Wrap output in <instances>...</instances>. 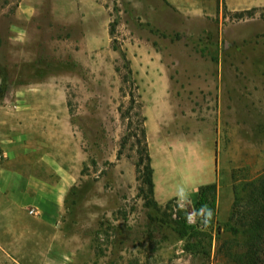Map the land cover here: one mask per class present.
I'll return each instance as SVG.
<instances>
[{"label":"rangeland","instance_id":"obj_1","mask_svg":"<svg viewBox=\"0 0 264 264\" xmlns=\"http://www.w3.org/2000/svg\"><path fill=\"white\" fill-rule=\"evenodd\" d=\"M24 1L36 5L34 16L22 11ZM100 1L109 23L115 21L114 33L89 56L79 52L78 31L62 37L66 30L52 22L50 0H0V108L15 102L11 90L21 81H55L64 91L81 147L67 206L83 221L82 247L90 254L83 264H234L216 255V230L225 228L234 192L240 196L242 184L264 172V126L250 130L264 115V0ZM114 45L130 60L136 89L122 83L125 69ZM150 87L166 91L160 108L153 98L146 101L158 181L165 169L155 132L161 110L165 147L176 165L172 182L171 174L165 177L178 195H153L156 206L138 191L139 148L131 136L138 113L145 114L139 95ZM212 136L219 190L214 219L202 229L198 217L187 219L200 209L197 194L182 204L180 191L201 180L185 167L192 145ZM177 145L181 151L173 156ZM176 221L194 227L189 239L178 236ZM188 240L198 242L199 253L184 250Z\"/></svg>","mask_w":264,"mask_h":264},{"label":"crops","instance_id":"obj_2","mask_svg":"<svg viewBox=\"0 0 264 264\" xmlns=\"http://www.w3.org/2000/svg\"><path fill=\"white\" fill-rule=\"evenodd\" d=\"M32 7L25 1L21 5L22 11L26 14L32 11L34 16L36 5ZM49 11L52 22L66 30L62 37L70 30L79 32V52L91 56L109 44V19L102 1L50 0ZM30 83H16L11 90L18 96L15 102L0 108V264H83L84 255H90L87 245L82 247L83 221L81 214L70 211L67 206V195L79 175L80 143L76 141L64 91L59 93L55 81ZM163 93L166 91L150 87L143 89L139 98L145 100L154 195L167 200L178 196L168 187L176 165L169 159V147H165L164 114L160 110L155 132L165 156V169L158 181L146 103L153 98L160 108V101L165 99ZM258 123L264 126V115L252 121L250 130L257 132ZM259 143L264 148V130ZM218 149L214 136L202 145L198 142L192 145V161L188 158L190 162L185 167L192 177H201V180L189 184L190 196L197 194L198 187L204 184L216 183L219 190ZM179 151L178 145L175 146L173 156ZM183 158L181 155L180 159ZM167 174H171L168 183ZM29 208L36 209V214H30ZM87 264L100 263L87 261Z\"/></svg>","mask_w":264,"mask_h":264},{"label":"trees","instance_id":"obj_3","mask_svg":"<svg viewBox=\"0 0 264 264\" xmlns=\"http://www.w3.org/2000/svg\"><path fill=\"white\" fill-rule=\"evenodd\" d=\"M115 21L109 23V35L114 33ZM114 50H118L120 58L123 62L125 73L122 75V83L129 82L134 89L135 79L133 78L130 60L126 57L125 52L120 47L113 46ZM115 70L119 72L120 68L115 66ZM130 101L134 104V93L130 91ZM138 103V102H137ZM139 107V104H134ZM137 132L131 136L135 139L138 146L137 159L135 162L136 181L139 183L138 191L146 193V199L154 201V182L153 167L151 165V157L148 150V142L146 136L144 115H140ZM127 139V137H126ZM216 183L204 184L197 189V209L202 205H207L212 212L214 211L216 201ZM211 220V223L214 219ZM176 232L180 238L191 237L192 225H187L184 221L175 222ZM210 223V224H211ZM195 234V233H192ZM216 255L221 256L225 260L234 264H264V172L254 180L245 182L241 186V195L233 196L229 217L225 223V228L218 226L216 230ZM197 241L189 240L184 245V250L192 255L199 253L197 250ZM208 257V254H206Z\"/></svg>","mask_w":264,"mask_h":264},{"label":"clouds","instance_id":"obj_4","mask_svg":"<svg viewBox=\"0 0 264 264\" xmlns=\"http://www.w3.org/2000/svg\"><path fill=\"white\" fill-rule=\"evenodd\" d=\"M189 193L184 192L183 189L180 191V200L182 204H186L188 202ZM199 218V223L202 229H206L213 218V212L207 205H202L197 213L190 215L187 217L189 221H194Z\"/></svg>","mask_w":264,"mask_h":264},{"label":"built area","instance_id":"obj_5","mask_svg":"<svg viewBox=\"0 0 264 264\" xmlns=\"http://www.w3.org/2000/svg\"><path fill=\"white\" fill-rule=\"evenodd\" d=\"M1 159H2V153L0 152V161H1ZM28 212L30 213V214H36V209H34V208H29L28 209Z\"/></svg>","mask_w":264,"mask_h":264}]
</instances>
